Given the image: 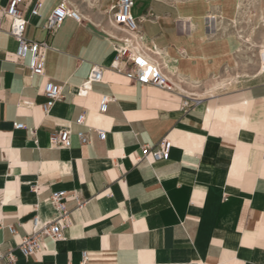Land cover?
Returning <instances> with one entry per match:
<instances>
[{
  "label": "crops",
  "instance_id": "1",
  "mask_svg": "<svg viewBox=\"0 0 264 264\" xmlns=\"http://www.w3.org/2000/svg\"><path fill=\"white\" fill-rule=\"evenodd\" d=\"M60 2L20 4L26 36L48 44L44 76L30 73L29 56L17 57L8 20L0 30V250L12 248L16 264H264V70L206 86L240 66L239 0H133L141 42L176 90L105 69L86 95L78 91L93 64H110L114 37L127 32L112 19L117 0H98L90 16L73 5L84 19L67 16L49 32L44 22ZM48 80L63 97L45 113ZM103 95L111 97L105 111ZM189 95L199 100L184 108ZM62 128L71 146L52 147ZM164 136L173 141L168 159L137 160ZM60 190L69 195L63 238L45 237L23 257L32 217L56 218L51 194Z\"/></svg>",
  "mask_w": 264,
  "mask_h": 264
},
{
  "label": "built area",
  "instance_id": "2",
  "mask_svg": "<svg viewBox=\"0 0 264 264\" xmlns=\"http://www.w3.org/2000/svg\"><path fill=\"white\" fill-rule=\"evenodd\" d=\"M24 0H9L5 7H0L2 16L0 17V30H3V19L8 20L7 33L13 36L17 42L16 55L19 59H24L27 56L30 58L28 68L31 74L45 75V50L48 44L45 41H37L29 39L26 36L28 20L25 17L24 11L20 8V4ZM133 0H117L111 5L112 19L115 24L121 27L127 34L121 38L114 37L119 42L115 47V54L110 64L104 65L101 63L93 64L92 70L88 77L80 86L78 93L86 95L91 90L93 82L101 81L103 71L111 69L127 76L130 81L138 82L142 85H153L162 89L176 90L175 83L162 71L160 63L153 61L148 51L150 49L144 47L141 42V27L139 20L132 15L131 9ZM38 11V5L32 10L35 14ZM67 16L81 21L84 19L82 14L71 5L67 0H61L57 6L47 17L44 22V28L49 32H54L65 20ZM159 54L158 51H153ZM43 94L46 101L42 103V108L45 113H49L54 104L63 97V86L48 80L44 85ZM111 97L103 95L100 104V110L107 109L108 102ZM198 98L189 95L183 101L184 108L190 107L198 102ZM32 105V101H26ZM86 121V113L82 112L78 117V122L84 124ZM15 129L25 128L24 123H14ZM101 139L106 138V132L97 129ZM87 132H79L78 136L83 143L89 142ZM50 145L52 147H70L72 144V131L69 128H62L58 132L50 135ZM173 147V141L168 136H164L155 144H144L142 146V154L137 160L151 157L154 161L166 160L169 158ZM68 192L60 190L51 194V201L57 209V216L53 220H44L39 214L32 217L31 232L21 237V242L18 249L23 257H29L42 247V241L45 237L54 239L63 238V231L70 225L69 209L66 206L65 199L68 197ZM78 207H81L85 200H81L78 196ZM12 234L17 233L14 225L9 226ZM17 256L12 248L7 251L0 250V264H16Z\"/></svg>",
  "mask_w": 264,
  "mask_h": 264
},
{
  "label": "rangeland",
  "instance_id": "3",
  "mask_svg": "<svg viewBox=\"0 0 264 264\" xmlns=\"http://www.w3.org/2000/svg\"><path fill=\"white\" fill-rule=\"evenodd\" d=\"M70 2L71 5L77 6L88 16L93 15L97 10L98 0H70ZM238 14L237 32L243 43L240 52V66L236 73H227L206 82L207 87L211 83L223 79L227 81L222 86L232 84L240 74L264 70L261 68L264 54L262 52V45L264 44V0H239Z\"/></svg>",
  "mask_w": 264,
  "mask_h": 264
},
{
  "label": "bare ground",
  "instance_id": "4",
  "mask_svg": "<svg viewBox=\"0 0 264 264\" xmlns=\"http://www.w3.org/2000/svg\"><path fill=\"white\" fill-rule=\"evenodd\" d=\"M69 3H70V1L69 0H67ZM74 7V6H73ZM78 10V9H77ZM262 48H263V50H262V52L264 53V44L262 45ZM261 52V53H262ZM261 68L262 69H264V54H263V60H262V65H261ZM237 79V78H236ZM227 80H225V79H223V80H221V81H215V82H213V83H211L210 85L211 86H209V91H215L218 87H221L222 85H224L225 84V82H226ZM232 82V81H231ZM227 84V83H226Z\"/></svg>",
  "mask_w": 264,
  "mask_h": 264
}]
</instances>
